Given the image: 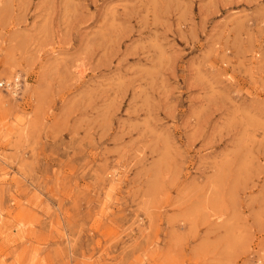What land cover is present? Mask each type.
<instances>
[{"label": "rangeland", "instance_id": "rangeland-1", "mask_svg": "<svg viewBox=\"0 0 264 264\" xmlns=\"http://www.w3.org/2000/svg\"><path fill=\"white\" fill-rule=\"evenodd\" d=\"M0 264H264V0H0Z\"/></svg>", "mask_w": 264, "mask_h": 264}, {"label": "built area", "instance_id": "built-area-1", "mask_svg": "<svg viewBox=\"0 0 264 264\" xmlns=\"http://www.w3.org/2000/svg\"><path fill=\"white\" fill-rule=\"evenodd\" d=\"M19 84H20V82L18 81V79L17 80L15 79V80L10 81V82L5 81V80H0V87L2 89H5V90L9 89L12 92L19 89ZM254 264H262V262L258 260Z\"/></svg>", "mask_w": 264, "mask_h": 264}]
</instances>
